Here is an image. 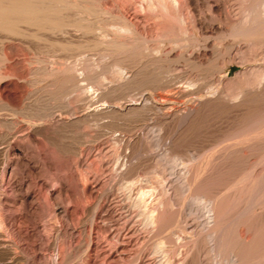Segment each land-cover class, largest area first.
<instances>
[{
  "label": "rangeland",
  "instance_id": "1",
  "mask_svg": "<svg viewBox=\"0 0 264 264\" xmlns=\"http://www.w3.org/2000/svg\"><path fill=\"white\" fill-rule=\"evenodd\" d=\"M87 1L64 34H0L17 76L1 84L0 264H264V44L234 36L250 0Z\"/></svg>",
  "mask_w": 264,
  "mask_h": 264
},
{
  "label": "bare ground",
  "instance_id": "2",
  "mask_svg": "<svg viewBox=\"0 0 264 264\" xmlns=\"http://www.w3.org/2000/svg\"><path fill=\"white\" fill-rule=\"evenodd\" d=\"M75 2V1H74ZM80 2V1H79ZM87 2H89V0L87 1ZM87 2L85 3L86 5H88L87 4ZM91 2V1H90ZM251 2V3H250ZM82 3V2H81ZM249 3H250V11H248L249 13H250V20L249 21H246V22H248V23H246V25L247 26H244V27H241V26H239V27H241V28H239V27H235L234 26V28H239L238 30H236L235 31V34L236 35H234L236 38H238L239 36H237V35H243V37H245V38H249L248 40H252V41H254V42H261V43H263L264 44V0H250L249 1ZM72 4H73V2H72ZM75 4V3H74ZM74 4H73V6H74ZM80 4V3H79ZM91 4V3H90ZM89 4V6H92V5H90ZM215 4V3H214ZM226 4V3H225ZM70 5H71V2H70V0H0V34L2 33V35H3V32H10V33H15V34H22V35H25V36H27V35H31V37L33 38V36H35V37H39V33L41 32V31H48V33H49V31L50 32H57V31H61V30H63V34H64V30H66V24H69V23H72V22H69V23H66L65 22V18L67 17L66 15H65V17L63 16V14L64 13H67V11L66 10H68V9H70ZM82 5H84V4H82ZM72 6V5H71ZM76 6V5H75ZM227 6V5H226ZM73 8V7H72ZM86 8H88V7H86ZM92 8V7H91ZM76 9H77V7H76ZM81 9V8H80ZM213 9V8H212ZM77 10H79V9H77ZM82 10V9H81ZM90 9L88 8V11H89ZM92 10V9H91ZM94 10H95V7H94ZM108 10V9H107ZM225 10V9H224ZM66 11V12H65ZM83 11H85V9L83 10ZM88 11H87V13H88ZM93 11V10H92ZM91 11V12H92ZM90 12V11H89ZM90 12V13H91ZM85 13V12H84ZM92 13H94L95 14V12L93 11ZM221 13H222V10H221ZM226 13V12H225ZM69 14V13H68ZM79 14V13H78ZM97 14V13H96ZM224 14V13H223ZM81 15H82V13H81ZM86 15V14H85ZM85 15H84V17H85ZM89 15V14H88ZM87 15V16H88ZM92 15V14H91ZM222 15V14H221ZM226 15H227V13L225 14V18H226ZM90 16V15H89ZM111 16V15H110ZM114 16V15H113ZM224 16V15H223ZM229 16V15H228ZM228 16H227V18H228ZM201 17V16H200ZM67 18H69V17H67ZM91 18V17H90ZM74 19V18H73ZM86 19V18H85ZM87 19H89V17H87ZM232 19V18H231ZM66 20H68V19H66ZM69 20H71L70 18H69ZM75 20V19H74ZM78 20H80V19H78ZM91 19H89V21H90ZM96 20V19H95ZM100 20V19H99ZM114 20H116V19H114ZM226 20V19H225ZM235 20V19H234ZM233 20V21H234ZM246 20V19H245ZM244 20V21H245ZM73 21V20H72ZM92 21V20H91ZM102 21V20H101ZM228 21L230 22V19H228ZM232 21V20H231ZM232 21V22H233ZM80 22V21H79ZM96 22V21H95ZM115 22V21H114ZM205 22V21H204ZM225 22V21H224ZM236 22V21H235ZM82 23H84V22H82ZM81 23V24H82ZM89 23V22H88ZM93 23V22H92ZM74 24H75V22H74ZM98 24V23H97ZM126 24V23H125ZM236 24V23H235ZM234 24V25H235ZM240 24H241V21H240ZM66 25V26H65ZM70 26H72L71 24H69ZM68 25V26H69ZM106 25H107V23H106ZM223 25V24H222ZM237 25H238V23H237ZM243 25V24H242ZM69 26V27H70ZM81 26V25H80ZM92 26V25H91ZM90 26V27H91ZM115 26H116V24H115ZM216 26V25H215ZM228 26V25H227ZM232 25H230V27H231ZM25 27H26V29H25ZM84 26H82V28H83ZM93 27V26H92ZM96 27V26H95ZM94 27V28H95ZM105 28H106V26H104ZM218 27H220V26H218ZM217 27V28H218ZM222 27V26H221ZM30 28H34V30H32L30 33L28 32V31H25V30H27V29H29L30 30ZM64 28V29H63ZM87 28V27H86ZM120 28V27H119ZM211 28H212V30L211 31H217L218 32V30H215L216 29V27H212L211 26ZM226 28V27H225ZM76 29H78V28H76ZM90 29V28H89ZM97 29V28H96ZM100 29V28H99ZM201 29H202V27H201ZM204 29H205V27H204ZM204 29L202 30L203 32H204ZM222 29V28H221ZM233 29V28H232ZM231 29V30H232ZM69 29H67V31H68ZM80 30V29H79ZM83 30H85V28L83 29ZM95 30V29H94ZM98 30V29H97ZM103 30H105V29H103ZM107 30V29H106ZM113 30V29H112ZM121 30V29H120ZM228 30V29H227ZM86 31V30H85ZM90 31H93V29L91 28L90 29ZM99 31V30H98ZM98 31H97V33H98ZM117 31V30H116ZM222 31H223V29H222ZM229 31V30H228ZM106 32V31H105ZM114 32V31H113ZM183 32V31H182ZM220 32H221V30H220ZM219 32V33H220ZM225 34L227 33V31L225 32V31H223ZM230 32V31H229ZM5 33V34H6ZM71 33V32H70ZM124 33V32H123ZM135 33V32H134ZM231 33H233V32H231ZM4 34V35H5ZM50 34V33H49ZM108 34H109V32H108ZM118 34V33H117ZM120 34H122V33H120ZM120 34H118L117 36H119ZM126 34V33H125ZM173 34V33H172ZM1 35V36H2ZM46 35V34H45ZM45 35H42L43 37L45 36ZM100 35V34H99ZM103 35V34H102ZM175 35V34H174ZM229 35H230V33H229ZM16 36H19V35H16ZM106 36H107V34H106ZM109 36V35H108ZM107 36V37H108ZM115 36V35H114ZM121 36V35H120ZM178 36H179V34H178ZM240 36V37H241ZM3 37V36H2ZM24 37V36H23ZM102 37V36H101ZM177 37V36H176ZM19 38V37H18ZM21 38V37H20ZM42 38V37H41ZM45 38V37H44ZM110 38H112V37H110ZM134 38V37H133ZM178 38V37H177ZM224 38H225V36H224ZM234 38V37H233ZM245 38H243L244 39V41H246L245 40ZM9 39V38H8ZM23 39H25V38H23ZM34 39V38H33ZM32 39V40H33ZM116 39V38H115ZM118 39H119V37L117 38V43H115L114 45L115 46H112V51H114V52H116V53H118V51L120 50H122V52H123V50L124 51H126V50H128L129 49V47H132V45H128V44H126V43H118L119 41H118ZM174 39H176V38H174ZM180 39V38H179ZM230 39V38H229ZM1 40V39H0ZM39 40H41V39H39ZM46 39H44V41H45ZM109 40V39H108ZM107 40V41H108ZM112 40H114V39H112ZM120 40V39H119ZM122 40V39H121ZM171 40H172V38H171ZM181 40V39H180ZM235 40V39H234ZM4 41H6V40H4ZM10 41V40H9ZM43 41V40H42ZM68 41V40H67ZM101 41V40H100ZM106 41V42H107ZM115 41V40H114ZM124 41V40H123ZM126 41V40H125ZM137 41V40H136ZM0 42H3L2 40L0 41ZM39 42V41H38ZM109 42H111V41H109ZM116 42V41H115ZM173 42V41H172ZM172 42H170V43H172ZM57 43H59V42H57ZM65 43V42H64ZM67 43V42H66ZM65 43V44H66ZM70 43V42H69ZM72 43V42H71ZM114 43V42H113ZM144 43V42H143ZM229 43V42H228ZM251 43H253V42H251ZM261 43H259V44H261ZM2 44V43H1ZM5 44V43H4ZM53 44V43H52ZM65 44H63V48H65L67 45H68V43H67V45L66 46H64ZM131 44H133V43H131ZM257 44V43H256ZM27 45H29V44H27ZM74 45V44H73ZM72 45V46H73ZM94 45H95V43H94ZM98 45V44H97ZM99 45H100V43H99ZM134 45V44H133ZM142 45V44H141ZM226 45H228V44H226ZM225 45V46H226ZM2 46H3V44H2ZM58 46V45H57ZM109 46V45H108ZM228 46H231V44L230 45H228ZM228 46H226V48L228 47ZM56 47V46H55ZM98 47H100V46H98ZM98 47H97V49H98ZM102 47V46H101ZM100 47V48H101ZM107 47V46H106ZM113 47H115L114 49H113ZM58 48V47H57ZM81 48V47H80ZM111 48V47H110ZM230 48V47H229ZM229 48L227 49L229 52H231V48H233V45H232V47L230 48L231 50H229ZM5 49V48H4ZM60 49H62V48H60ZM71 49V48H70ZM105 49H107V48H105ZM131 49H133V48H131ZM138 49V48H137ZM140 49V48H139ZM142 49V48H141ZM99 50V49H98ZM97 50V51H98ZM111 50V49H110ZM215 50H217V49H215ZM226 50V51H227ZM94 51V50H93ZM129 51V50H128ZM127 51V52H128ZM138 51V50H137ZM140 51V50H139ZM139 51L137 52L138 54H140L139 53ZM144 51V50H143ZM6 52V51H5ZM5 52H3V53H5ZM101 52H103V50L101 51ZM130 52H131V50H130ZM135 52V51H134ZM141 52V51H140ZM218 52V51H217ZM229 52H226V53H229ZM2 53V54H3ZM99 53V52H98ZM126 53V52H125ZM129 53V52H128ZM144 53V52H143ZM154 53V52H153ZM156 53V52H155ZM158 53V52H157ZM220 53V52H219ZM219 53H217V54H219ZM9 54V53H8ZM80 54V53H79ZM122 55H123V53H121ZM132 54H133V52H132ZM131 54V56H133ZM167 54V53H166ZM184 54V53H183ZM215 54H216V52H215ZM222 55H223V53H221ZM74 55H76V53L74 54ZM81 55H83V54H81ZM80 55V56H81ZM108 55H109V53H108ZM137 55V54H136ZM141 55V54H140ZM162 55V54H161ZM220 55V54H219ZM219 55H217V56H219ZM222 55H220V56H222ZM8 56V55H7ZM7 56H6V54H4L3 56H2V61H1V63H3L4 64V68H6V67H8L7 68V70L8 69H10L9 68V66H8V58H7ZM10 56V55H9ZM93 56V55H92ZM91 56V57H92ZM112 56V55H111ZM116 56V55H115ZM117 56H119V54L117 55ZM124 56V55H123ZM122 56V57H123ZM139 56V55H138ZM215 56V55H214ZM87 57V56H86ZM85 57V58H86ZM110 57V56H109ZM128 57V56H127ZM134 57V56H133ZM137 57V56H136ZM180 57V56H179ZM181 57H183V56H181ZM186 57V56H185ZM259 57V56H258ZM50 58V57H49ZM75 58V57H74ZM112 58V57H111ZM124 58V57H123ZM184 58V57H183ZM260 58V57H259ZM14 59V58H13ZM12 59V60H13ZM16 59V58H15ZM68 59V58H67ZM89 59H90V57H89ZM119 59V58H118ZM125 59H127V58H125ZM165 59H167V58H165ZM175 59V58H174ZM186 59V58H185ZM188 59V58H187ZM214 59V58H213ZM261 59V58H260ZM47 60V59H46ZM88 60V59H87ZM109 60H110V58H109ZM120 60H121V57H120ZM128 60V59H127ZM130 60V59H129ZM133 60H135L136 61V59H133ZM164 60V59H163ZM170 60V59H169ZM210 60H212V59H210ZM4 61L6 62V63H4ZM10 62H11V60H9ZM80 61V60H79ZM84 62H86V60H83ZM114 61V60H113ZM118 61V60H117ZM153 61V60H152ZM179 61V60H178ZM257 61V60H256ZM48 62V61H47ZM65 62V61H64ZM67 62V61H66ZM69 62V61H68ZM67 62V63H68ZM75 61H73V63H74ZM81 62H82V60H81ZM110 62V61H109ZM120 62V61H119ZM118 62V63H119ZM121 62H122V60H121ZM133 62V61H132ZM181 62V61H180ZM61 63V62H60ZM79 63V62H78ZM87 63V62H86ZM114 63H116V61L114 62ZM123 63H125L124 61H123ZM127 63H128V61H127ZM131 63V62H130ZM135 63V62H134ZM154 63V62H153ZM13 64V63H12ZM15 64V63H14ZM72 64V63H71ZM80 64V63H79ZM111 64V63H110ZM109 64V65H110ZM122 64V63H121ZM120 64V65H121ZM10 65H11V63H10ZM66 65V64H65ZM65 65H62V70L64 69L63 67L65 66ZM83 65V64H82ZM128 65H130V64H128ZM254 65V64H253ZM2 66V65H1ZM60 66H61V64H60ZM67 66V65H66ZM75 66H77V65H75ZM87 66V65H86ZM112 66V65H111ZM121 66H123V65H121ZM133 65L131 64L130 65V68L132 67ZM256 66V65H255ZM264 66V65H263ZM11 67V66H10ZM15 67V66H14ZM68 67V66H67ZM79 67V66H78ZM81 67V66H80ZM83 67H84V69H85V66L83 65ZM83 67H81V68H83ZM100 67V66H99ZM105 67V66H104ZM109 67V66H108ZM125 67H127V65L125 66ZM209 67H211V66H209ZM58 68H59V66H58ZM105 68H107V67H105ZM128 68V67H127ZM217 68V67H216ZM215 68V69H216ZM12 69H13V67H12ZM15 69V68H14ZM55 69H57V68H55ZM67 69V68H66ZM65 69V70H66ZM132 69V68H131ZM209 69V68H208ZM221 69V68H220ZM16 70V69H15ZM53 70H54V68H53ZM61 70V71H62ZM69 70V68L66 70V71H68ZM77 70V69H76ZM80 71H79V73L81 72V70L82 69H79ZM94 70H95V68H94ZM101 70V69H100ZM130 70V69H129ZM135 70V69H134ZM207 70V69H206ZM217 70V69H216ZM18 70H16V72H17ZM58 71V70H57ZM59 71H60V69H59ZM78 71V70H77ZM84 71H86V70H84ZM139 71V70H138ZM138 71H137V73H138ZM221 71V70H220ZM9 72V71H8ZM54 72V71H53ZM69 72V71H68ZM96 72V71H95ZM97 72H98V74H99V72L100 71H98L97 70ZM106 72V71H105ZM140 72V71H139ZM13 73H15V71L14 72H12L11 74L13 75ZM49 73V72H48ZM64 73H65V71H64ZM132 72H130L129 74H131ZM163 73V72H162ZM165 73V72H164ZM10 74V72L7 74V71L5 72V71H3V68L2 67H0V101L2 102V88H1V84L4 82V80L9 76V75H11ZM51 74V73H50ZM70 75H71V73H69ZM68 74V75H69ZM76 74V73H75ZM75 74H73L72 76H69L68 77V81L66 80V82H69L68 84H69V86H68V88H67V90H70V89H73V88H77V87H82V86H84L83 84H84V82H83V84H81V83H79L80 82V80H79V78H78V76H76ZM81 74V73H80ZM85 74V73H84ZM89 74V73H88ZM88 74H87V76L85 77V75H84V77L81 79V77H80V79H81V81L83 80H87V81H91V84H93L92 83V80H93V78H91V76H92V74H91V76H90V78L88 77ZM94 74V73H93ZM97 74V75H98ZM135 74V73H134ZM139 74V73H138ZM214 74V73H213ZM11 75V76H12ZM19 75V74H18ZM45 75H46V73H45ZM53 75H54V73H53ZM63 75H65V74H63ZM103 75V74H102ZM133 75V74H132ZM226 75V74H225ZM13 76H16V75H13ZM62 76V75H61ZM95 76V75H94ZM165 76V75H164ZM17 77V76H16ZM20 77V75L18 76V78ZM24 77V76H23ZM52 77V76H51ZM63 77V76H62ZM96 77V76H95ZM95 77H94V79H95ZM163 77V76H162ZM168 77V76H167ZM181 77V76H180ZM205 77V76H204ZM21 78V77H20ZM27 78V77H26ZM61 78V77H60ZM65 79L67 78V77H64ZM64 78H63V80H64ZM130 78V77H129ZM128 78V79H129ZM135 78V77H134ZM179 78V77H178ZM183 78V77H182ZM182 78L180 79V80H182ZM207 78V77H206ZM222 78V77H221ZM254 78V77H253ZM264 78V77H263ZM89 79H91V80H89ZM127 79V80H128ZM139 79V78H138ZM165 79V78H164ZM184 79V78H183ZM251 79V78H250ZM249 79V80H250ZM19 80V79H18ZM22 80V79H21ZM34 80H36V79H34ZM61 80V79H60ZM59 80V81H60ZM62 80V81H63ZM96 80V79H95ZM98 80V79H97ZM96 80V81H97ZM168 80V79H167ZM176 81L178 80V79H175ZM178 81V82H183V81ZM201 80V79H200ZM137 81V80H136ZM172 80H170V82H171ZM174 81V80H173ZM202 81V80H201ZM55 82H56V80H55ZM65 82V81H64ZM140 82V81H139ZM204 82V81H203ZM203 82H201V83H203ZM260 82V81H259ZM57 83H59L58 82V79H57ZM63 83V82H62ZM90 82H88V84H89ZM130 83H134V82H132V80L130 81ZM165 83H166V81H165ZM172 83V82H171ZM174 83V82H173ZM172 83V84H173ZM212 83V82H211ZM249 83V82H248ZM60 84V83H59ZM127 84V83H126ZM159 84V83H158ZM261 84H262V82H261ZM260 84V85H261ZM112 85V84H111ZM120 85V84H119ZM130 85V84H129ZM134 85V84H133ZM168 85V84H167ZM175 85V84H174ZM212 85V84H211ZM61 86V85H60ZM60 86H59V89H60ZM98 86V85H97ZM169 86V85H168ZM167 86V87H168ZM244 86V85H243ZM256 86H258V85H256ZM65 87V86H64ZM113 87V86H112ZM124 87V86H123ZM127 87V86H126ZM82 88H84V90H85V87H82ZM88 88H91L92 89V86L91 87H88ZM105 88V87H104ZM115 88V87H114ZM128 88V87H127ZM163 88V87H162ZM242 88V87H241ZM247 88V87H246ZM64 89V88H63ZM63 89H61L62 91H63ZM65 89H66V87H65ZM94 89V88H93ZM108 89V88H107ZM107 89H105V90H107ZM117 89V88H116ZM119 89V88H118ZM130 89V88H129ZM128 89V90H129ZM262 89V88H261ZM88 90V89H87ZM101 90H103V89H101ZM125 90V89H124ZM127 90V89H126ZM65 91V90H64ZM75 91V90H74ZM98 91H100V90H98ZM112 91H114V89L112 90ZM67 92V91H66ZM66 92H65V94H66ZM94 92V91H93ZM107 92H109V89H108V91ZM115 92V91H114ZM244 92V91H243ZM254 92V91H253ZM60 93V92H59ZM63 93V95H64V92H62ZM68 93H69V91H68ZM101 93V92H100ZM100 93H99V96H100ZM112 93V92H111ZM256 93H257V91H256ZM61 94V93H60ZM59 94V95H60ZM87 94V93H86ZM107 94V93H106ZM62 95V94H61ZM103 95V94H102ZM108 95V94H107ZM109 95H110V93H109ZM65 96V95H64ZM88 96V95H87ZM60 97H62V96H60ZM59 97V98H60ZM68 97V96H67ZM98 98H100V97H98ZM89 99V98H88ZM87 99V100H88ZM82 100V99H81ZM93 100H94V98H93ZM80 101V100H79ZM92 101V100H91ZM99 101V100H98ZM102 101V100H101ZM203 101V100H202ZM27 102V101H26ZM73 102V101H72ZM94 102V101H93ZM93 102H91V103H93ZM7 103V102H6ZM81 103V102H80ZM95 103V102H94ZM3 104V103H2ZM72 104V103H71ZM65 105H67V104H65ZM103 110V109H102ZM98 111V110H97ZM107 112V111H106ZM103 113V112H102ZM94 114V113H93ZM97 114V113H96ZM95 114V115H96ZM187 114V113H186ZM185 114V115H186ZM192 114V113H191ZM98 115V114H97ZM102 115V114H101ZM189 115H190V113H189ZM186 117H188V114L186 115ZM185 118V117H184ZM193 118V117H192ZM184 120V119H183ZM186 121V120H185ZM224 240H225V238H224ZM250 240V239H249ZM224 242V241H223ZM222 242V243H223ZM226 242V241H225ZM223 245H224V243H223ZM235 247V246H234ZM242 257H243V255H242ZM241 257V258H242ZM243 259V258H242ZM245 260V259H244ZM244 260H240L241 262L242 261H244ZM240 262V263H241Z\"/></svg>",
  "mask_w": 264,
  "mask_h": 264
}]
</instances>
